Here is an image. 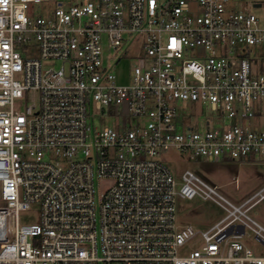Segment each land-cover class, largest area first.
Returning <instances> with one entry per match:
<instances>
[{
  "label": "built area",
  "instance_id": "built-area-1",
  "mask_svg": "<svg viewBox=\"0 0 264 264\" xmlns=\"http://www.w3.org/2000/svg\"><path fill=\"white\" fill-rule=\"evenodd\" d=\"M45 1L0 0V264H264L240 239L249 229L264 246V225L247 214L264 185L234 203L154 157L173 147L264 162V55L251 50L264 46V11L53 0L42 14L34 4ZM176 100L209 103L220 121L183 127ZM107 108L113 124L101 123ZM194 196L226 214L203 230L181 223L177 197ZM34 205L38 221L20 223Z\"/></svg>",
  "mask_w": 264,
  "mask_h": 264
},
{
  "label": "rangeland",
  "instance_id": "rangeland-1",
  "mask_svg": "<svg viewBox=\"0 0 264 264\" xmlns=\"http://www.w3.org/2000/svg\"><path fill=\"white\" fill-rule=\"evenodd\" d=\"M254 2H261L263 6H253ZM255 13H263L264 0H234L236 8L244 6ZM54 2H41L34 4L37 11L42 14L47 12ZM251 50L256 56L264 55V46L255 45ZM116 55L112 49L105 46L104 57ZM131 64L129 59H122L115 68L119 81H127L128 64ZM175 105L179 113V119L183 127L192 125L195 128L202 129L205 126L206 120L210 124L218 123L216 111L211 109L209 103L196 104L188 102L186 107H182L181 102L176 100ZM107 111L100 120L102 124H113L117 118L114 113ZM130 121H136V118L130 116ZM264 127V117L259 122ZM171 171L174 178L181 181V174L184 170L189 169L198 174L210 184H216L219 192L227 199L234 203H240L253 192L264 185V162L258 158L252 157L246 162L239 160H231L228 158H215L212 160L204 156L190 157L188 154L180 153L173 147L160 149L154 156ZM234 179L238 186V191L234 190ZM177 214L181 223H189L196 229H206L222 218L226 214V210L215 203L210 198H202L194 196L192 198L177 197ZM247 214L253 219L264 225V197L254 203L248 210ZM39 219L38 207L34 205L33 209L19 214L20 223H33ZM246 245L250 246L256 253L264 254V246L261 245L250 232L246 229V233L240 237ZM197 242H192L186 248L188 250L197 247Z\"/></svg>",
  "mask_w": 264,
  "mask_h": 264
},
{
  "label": "crops",
  "instance_id": "crops-1",
  "mask_svg": "<svg viewBox=\"0 0 264 264\" xmlns=\"http://www.w3.org/2000/svg\"><path fill=\"white\" fill-rule=\"evenodd\" d=\"M247 160H250V159H247ZM247 160H239L240 162H246Z\"/></svg>",
  "mask_w": 264,
  "mask_h": 264
},
{
  "label": "water",
  "instance_id": "water-1",
  "mask_svg": "<svg viewBox=\"0 0 264 264\" xmlns=\"http://www.w3.org/2000/svg\"><path fill=\"white\" fill-rule=\"evenodd\" d=\"M259 5V3H254V6H258Z\"/></svg>",
  "mask_w": 264,
  "mask_h": 264
}]
</instances>
